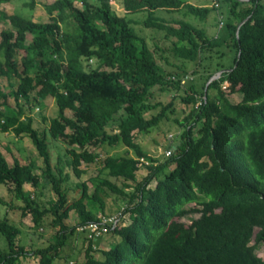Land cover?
I'll return each mask as SVG.
<instances>
[{
    "label": "trees",
    "instance_id": "obj_1",
    "mask_svg": "<svg viewBox=\"0 0 264 264\" xmlns=\"http://www.w3.org/2000/svg\"><path fill=\"white\" fill-rule=\"evenodd\" d=\"M10 1L0 0V6ZM215 1L204 6L191 0H119L123 13H117L110 0H54L44 3L46 22L0 7V20L11 25L0 33V77L12 87L4 92L0 84V131L27 135L43 161L39 174L35 159L15 158L10 164L0 150V183L9 185L14 203H24L10 205L23 216L31 213L35 227L49 215L57 228L48 246L28 248L19 241L22 228L9 215L0 216L7 241V247L0 246V264H23L24 256L54 264L70 235L109 217L111 193L128 202L114 226L108 222L107 231L91 233L95 241L79 264H264L258 253L264 245V0ZM222 2L229 12L213 39L196 21L208 20ZM161 11L188 18L167 20ZM137 24L163 32L168 50L183 64L204 62L205 53L216 47L218 57L232 53L231 63H209V72L187 80L180 98L191 108L176 119L183 131L161 157L144 149L135 132L151 133L169 119L174 102L155 100V88L180 92L182 78L178 72L171 78ZM236 93L242 99L233 102L229 95ZM9 95L17 108L7 103ZM48 97L57 111L50 117L44 112ZM33 101L49 121L43 128L22 104L33 109ZM50 138L66 142L65 164L78 178L85 173L83 163L99 160L96 148L122 146L124 153L108 154L89 179L93 189L87 181L78 182L79 195L71 197L70 174L61 159L53 165ZM140 171L145 173L141 179ZM42 178L56 195L48 205L36 191ZM73 210L79 221L69 225L65 220ZM189 213L200 216L187 225L181 220ZM103 237L116 243L97 257L95 244L100 247Z\"/></svg>",
    "mask_w": 264,
    "mask_h": 264
},
{
    "label": "rangeland",
    "instance_id": "obj_2",
    "mask_svg": "<svg viewBox=\"0 0 264 264\" xmlns=\"http://www.w3.org/2000/svg\"><path fill=\"white\" fill-rule=\"evenodd\" d=\"M35 2L34 7L31 4ZM54 0H12L7 3H3L0 7L3 11L8 14L19 13L25 17L31 18L32 20L38 22H46L50 20V16L47 13L44 3L53 2ZM119 0H110V3L117 13H123L122 6L118 3ZM194 4L204 5V6H213L216 1L215 0H191ZM227 3V2H225ZM222 2V6H216V10H212L209 14V19L206 21H196L199 27L203 28L207 34L213 39L220 33L221 20H224L228 16L229 5ZM78 6H81L80 3H77ZM159 15L164 16L167 20H172V18H185L188 16H184L182 13L176 12H166L161 11ZM143 17L139 16L141 19ZM175 25H177L175 23ZM136 31L143 35L149 42L151 49L154 50L155 55L159 63H161L167 72L172 73L171 78H177L175 75L177 72L181 76V84L183 86L182 91H177L172 87L161 90L160 87H156V95L154 97L155 100L161 101L164 104L169 103L170 101L174 102L173 109L174 111L169 114V119L162 121L161 125L153 130L151 133L144 132H135V139L137 142L141 143V145L147 151L154 156H162V152L166 150L169 146V141L174 140L176 144L178 142L177 138L180 133L183 131V128L176 122V119L182 120L186 114H188L191 105L184 103L180 94L185 95L184 88L187 87V80L193 79L197 80L199 74H206L209 72L206 66L209 63L216 64V62L222 63H231L229 59L232 56L231 52H226L222 57H218L219 51L210 50L205 53L203 60L204 62H185L180 60L177 57H174L172 53L168 50L170 47V42H168L163 37V32H155L150 31L144 25H134ZM11 28L9 22L0 20V33L3 29ZM32 37V36H31ZM28 42H30V35L28 38ZM157 45L159 47H164L167 51H162L157 49ZM227 44L225 43L220 47V50H224ZM231 53V54H230ZM230 54V55H228ZM23 52L19 51L16 58L19 63H21ZM208 56L210 58H208ZM184 67L181 69L180 67ZM194 70L198 71V74H194ZM187 73V74H186ZM221 71L216 72L215 77L220 76ZM188 75V76H187ZM15 84L17 83L16 79H13ZM0 84L2 90L7 92L10 88L9 82L6 77H0ZM228 83L225 82V85ZM230 99L233 102H238L242 99V96L238 93L229 95ZM4 97L0 95V109L3 107ZM46 108L44 110L47 116H53L56 114V105L52 97H48L46 100ZM7 103L12 106V108H17L16 101L13 96H8ZM24 105L27 115H32L35 118V122L37 127L43 128L48 125V122H45L42 119V108L40 104H35V101L32 102V106H29L27 103L22 102ZM68 115H72L71 111H68ZM180 127V129H178ZM168 137V139H167ZM179 139V138H178ZM50 150L52 153V163L57 164L59 159H61V164L64 167L65 172L70 174L69 185L72 187L71 197L78 196L79 192L76 190V183L87 181L90 185V188L93 189L91 182L89 181L90 177L95 176L99 173L100 163L101 161L108 155L112 153H124V149L122 146L112 148V147H99L96 148V152H101L99 160L94 163H83L82 168H84L85 173L82 174L80 178H78L72 171L71 167L65 164V159H67V148L68 145L66 142L61 139H49ZM91 150L94 147L89 146ZM0 150L5 154L10 164L14 163V159L18 158L23 163L28 162L31 159H35L38 163L37 172L41 173V167H43L42 158L38 155L37 150L35 149L34 144L31 139L27 135L18 136L13 132H1L0 131ZM145 173L140 171L138 173V178L141 179ZM114 180V178H113ZM120 186H122V180L117 181ZM25 189L34 194V188L30 184L25 185ZM129 188H127V191ZM39 195L41 193L40 199L42 202L48 205L49 201L56 198L55 192L53 191L51 185L47 182L45 178H42L41 186L36 190ZM14 201V194L10 192L9 185L0 183V216L5 217L9 215L10 220L19 225L22 228V233L19 235V241L25 244L28 248H37V247H45L48 246L53 240L54 235L57 232V228L51 225L52 217L48 215L45 219V223H43L40 227L34 226V221L31 213H28L26 216L22 215L21 209H14L10 204H15L16 206H22L24 203L22 201ZM107 201V209L106 214L109 217H112L118 221V217L124 209L125 205L128 202V199L122 195H118L116 193H111L109 197L106 198ZM189 206H194V204H189ZM199 213H189L184 216L181 221L185 222L187 225H190L194 219L199 217ZM69 225L77 224L79 221V217L77 213L73 210L70 213V216L65 220ZM91 240L95 241L94 237H91V229L85 228L79 229L72 235H70L69 240H67V244L63 249V253L54 264H79L85 259V252L88 248L89 242ZM116 241L112 239V242L107 243V238L103 237L99 246H96V255L97 257L102 256V249H108L115 245ZM0 246L7 247L6 238L0 233ZM258 253L264 257V245H261L258 249ZM21 261L23 264H39L38 257L36 256H27L21 257ZM69 261V262H68Z\"/></svg>",
    "mask_w": 264,
    "mask_h": 264
},
{
    "label": "built area",
    "instance_id": "obj_3",
    "mask_svg": "<svg viewBox=\"0 0 264 264\" xmlns=\"http://www.w3.org/2000/svg\"><path fill=\"white\" fill-rule=\"evenodd\" d=\"M167 155H169V153ZM108 222H109L111 227L117 223V221L112 216V217L105 218L102 223L92 222L86 228H90L91 233H97L98 234V233L107 231L109 229L108 224H107ZM81 229H83V228H81Z\"/></svg>",
    "mask_w": 264,
    "mask_h": 264
},
{
    "label": "clouds",
    "instance_id": "obj_4",
    "mask_svg": "<svg viewBox=\"0 0 264 264\" xmlns=\"http://www.w3.org/2000/svg\"><path fill=\"white\" fill-rule=\"evenodd\" d=\"M216 78V77H215Z\"/></svg>",
    "mask_w": 264,
    "mask_h": 264
}]
</instances>
